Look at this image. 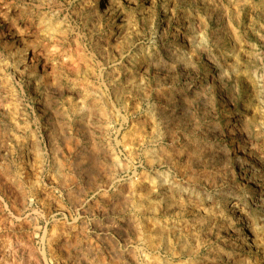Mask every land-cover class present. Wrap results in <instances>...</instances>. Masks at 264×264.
Wrapping results in <instances>:
<instances>
[{
  "label": "clouds",
  "instance_id": "obj_1",
  "mask_svg": "<svg viewBox=\"0 0 264 264\" xmlns=\"http://www.w3.org/2000/svg\"><path fill=\"white\" fill-rule=\"evenodd\" d=\"M0 21V264H264V190L232 169H264V0H0ZM52 193L70 217L36 207Z\"/></svg>",
  "mask_w": 264,
  "mask_h": 264
},
{
  "label": "rangeland",
  "instance_id": "obj_2",
  "mask_svg": "<svg viewBox=\"0 0 264 264\" xmlns=\"http://www.w3.org/2000/svg\"><path fill=\"white\" fill-rule=\"evenodd\" d=\"M101 2H103V7L101 8ZM96 3V8L98 11H100V13L103 15L105 12H107L109 6H110V0H95ZM125 4H127V0H125ZM159 5H158V11H159ZM105 19L107 20V17H105ZM0 23H3L2 21H0ZM70 45L72 47V49H76V55L79 56L80 52L78 51L79 49V45L75 42V41H70ZM73 67H84V65H73ZM131 103V100H130ZM5 123H10L9 120H5ZM132 125L130 124L128 127H131ZM149 132L152 131L151 128L148 129ZM125 132H127V128H125L124 132L121 133L119 139L124 140L125 143L123 145L124 149L127 150L129 148L133 149V151L138 148L140 146V144H142L144 142V137H143V133H137L135 139H132L131 137H129L128 139H125ZM91 143V140H89V144ZM74 147V145H68L65 146V155L69 156V157H74V153L72 152V148ZM101 159L104 160V157L101 156ZM105 162L110 163L111 162V157H108ZM248 163L250 165L254 164V161L249 160ZM145 167H147V164H145ZM233 169V183L238 185V192H240V194H243V192H247L249 196H251L254 192H258V191H262L264 190V169L259 168L258 166H256L255 170L253 173H250L249 175H242V173L244 172V168H243V164L241 163H236L233 164L232 166ZM98 173V174H97ZM97 174V182L98 183H104L107 181V176L104 175L103 171H101L99 168L96 169V173ZM184 177V172L183 171H179L177 173V178L178 179H182ZM51 186V182H48ZM93 191L95 190L94 188L92 189ZM127 190V185H123L120 187V189L117 192H113L111 193V197L112 200H119L121 199L120 197V191H126ZM242 190V192L240 191ZM89 195H91V192L88 193ZM45 195L46 194H41L39 196V199L41 201H44V203L38 204L36 207L38 209H42L45 213L48 212V208L45 207V204L48 205V207H50L52 209L53 212H55L56 210L60 209V202H62L64 204V209H62V211L64 212V215L66 216H71V212H72V203L70 202L69 198H68V194L64 193L63 195L57 196L55 193H52L53 196H55L56 198L53 200H45ZM73 195H78V193L74 192ZM7 200V197H6ZM97 202H99L101 205H103V207L105 209L109 208L112 206V202L109 200H106L102 197H97L96 200L92 201V206L95 209L96 215L99 219L103 220L104 216L101 213L100 209H96L95 206L97 204ZM16 208H19L21 210H23L22 205L19 201H17L16 203ZM9 209L12 211L13 215H18V213L16 212L15 208H12V204L11 202H9ZM83 214V213H81ZM109 216H113L114 213L113 212H109L108 213ZM170 215H175V213H170ZM187 219H191V216L186 214ZM40 224H43V221L40 222ZM24 230L25 232H27L29 230V226L27 224H25L24 226ZM49 227H51V225H49ZM17 232H19V228L16 229ZM35 240V237L33 238ZM57 254L59 255L60 253L57 252Z\"/></svg>",
  "mask_w": 264,
  "mask_h": 264
}]
</instances>
